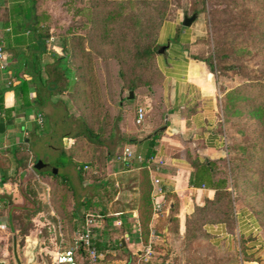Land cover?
Wrapping results in <instances>:
<instances>
[{"label": "trees", "instance_id": "1", "mask_svg": "<svg viewBox=\"0 0 264 264\" xmlns=\"http://www.w3.org/2000/svg\"><path fill=\"white\" fill-rule=\"evenodd\" d=\"M128 1L131 0H125L124 3L118 0H91V19L86 35L76 30L79 27L73 24L64 27L61 35H70V61L74 64L73 67L68 65L66 57L54 55L53 60L46 59L44 69L41 68L43 57L49 54L47 40L60 31L58 30L59 23L54 17V7L48 3L53 0H7L9 4L4 11L5 15L0 16V43L3 44V50L11 55L12 60L8 66L12 76L18 80L16 84L13 82L0 83V116L5 117L6 123L14 125L16 116H27L31 111L40 113L44 122V116H46L43 115L44 107L47 104L54 106L62 104V100L53 102L52 97L64 91H68L73 102L87 112V114L81 113L80 115V129L71 135L74 139L73 143L68 148L63 147L57 158L52 161L53 171H39L34 168L36 158L28 165L29 156L26 153L27 150L23 151L25 150L24 144L19 143L12 148L13 156L17 161L15 177L16 175L18 177L27 175L31 168L41 179H50L49 183H46L49 186L48 200L55 211L54 216H56L59 227V239L56 242L62 248H68L73 244V231L77 229L75 225L78 221L81 222L82 227L86 213H102L93 211L77 213L74 204V189L67 174L58 168L74 164L78 168L80 178H88L86 166L94 164L100 157L99 154H95L96 150H101L105 146L107 148L106 157L117 159L124 143H130L142 149L139 153L145 158L152 157L155 155L156 140L162 133L158 131L151 139L139 142L141 138L133 135L126 136L120 130L119 124L124 116V108L135 105L136 95L129 98V92L146 91L151 98H154L158 96L156 88L163 80L155 62V56L157 35L164 21L163 16L166 9L159 7L155 10L160 0H136L152 7L149 11L127 10ZM208 1L211 3L210 13L213 16L212 23L215 28L222 21V19L218 20L215 12H225L227 16L223 22L229 25L228 28L232 31V37L228 39V52L220 54L216 51L214 57L217 59L230 57L235 63L223 68L243 74L241 66L239 67L240 61L236 63L242 53L249 52L250 46L264 51V0H255L260 4L257 10L249 5H240L235 0ZM65 2L67 1L58 0L62 7ZM237 8L240 9L239 13L234 15L243 21L238 24L228 23ZM137 19L140 24L135 26ZM198 58L204 60L210 69H213L209 58ZM97 59L106 63L110 61L111 66L112 62L114 64L105 69L109 81L108 91L110 92L109 100H111L109 105L104 103L102 98V86L98 82L100 75L93 69L92 61ZM259 62L258 68L262 79L249 77L242 84L227 91L223 97L224 131L228 132L227 158L210 159L201 156L198 152L192 153L189 149L184 152L185 158L193 167L189 185L213 189L214 195L212 198H205L203 204H195L194 210L186 217L185 232L182 238L185 254L183 264H202L205 261L206 257L196 256L198 250H192L191 245L203 237L210 236L206 225L221 223L227 228V225L232 223L230 189L239 196L241 190L246 187L244 185L248 186L249 183H252L253 187L257 185L261 188L259 194L263 195L260 197L263 202L262 206H253L250 211L259 226L264 229V57ZM43 72L47 77H44ZM31 89L35 92L33 98L29 97ZM9 91L14 93L15 104L6 108L4 102ZM112 104L116 105L120 113L112 116L109 122L108 116L111 112L106 111H109V106L111 108ZM103 108L106 111L101 116ZM166 113L167 111L159 102L155 112L159 123L153 131L166 125ZM242 120H253L256 123L258 131L254 129L253 138L249 139L245 135L237 139L233 136L230 125L235 123L241 125ZM42 125L35 122L34 129ZM108 126H110V132ZM244 126L246 127V124ZM243 130L245 128L241 125L237 131L242 133ZM115 136H117V145L120 148L113 152L105 143L112 141ZM121 162L128 166L133 160ZM141 165L140 226L146 240L152 211L151 185L148 181L145 162H141ZM254 173L256 177H253ZM257 178H260L261 183L255 182ZM0 201L3 203L0 214L5 208V214L16 219V216L10 213L11 207L8 206L10 198L3 196L0 197ZM33 202L38 203L39 199L36 197ZM177 209L178 202L175 200L170 216V228L174 235L178 234L179 229L178 218L175 216ZM23 211L31 220L39 209L30 210L26 207ZM29 230L30 227L24 228L23 233L26 234ZM92 242L98 248L94 237H92ZM122 253L128 256V260L132 259L133 264L135 263V256L123 251ZM167 258L170 256H166L165 253L158 261L148 260L140 264H164ZM177 260L179 259L171 257V263H176ZM79 264H87V262L80 260Z\"/></svg>", "mask_w": 264, "mask_h": 264}, {"label": "crops", "instance_id": "2", "mask_svg": "<svg viewBox=\"0 0 264 264\" xmlns=\"http://www.w3.org/2000/svg\"><path fill=\"white\" fill-rule=\"evenodd\" d=\"M8 4L7 0H0V16H3L2 12L5 11ZM196 13V19L189 26L182 24L185 15L179 20L176 18L165 19L157 35L155 62L163 80L157 86L156 92L159 102L167 113L165 116L166 128L162 130L156 140L155 155L150 167H146L148 181L151 185L152 204L147 239L145 240L140 226L141 162L132 159L133 162L126 166L120 160L106 157L107 148L104 146L99 152L97 151L100 156L99 160L86 166L88 178L81 179L78 168L74 164L58 168L67 174L74 189L76 197L74 204L77 213L82 214L88 211L102 213L93 225V237L98 244V248H96L100 253V258L104 255L100 264H133L132 259L128 260V256L122 251L131 254V256L137 255L134 264L148 261L152 255L162 254L161 252L170 253L171 243L169 242L175 236L171 232L170 216L175 200L178 202V209L175 213L179 227L177 237L181 241L185 232L186 217L194 203L203 204L205 198H212L214 195L213 189L189 185L193 167L185 158L184 152L189 149L192 153L198 152L201 156L210 159H219L227 154V141L223 133L222 100L225 93L233 87L222 88L217 80V75L212 72L209 65L193 54L194 42L201 35L197 23L198 12ZM51 40L55 41L54 36H51ZM0 45L3 44L0 43ZM46 45L48 49V40ZM53 48L58 50L59 45L55 44ZM2 52L0 66L3 65L4 68L0 67V83L13 82L16 84L18 80L12 76L8 66L12 60L11 55L4 50ZM3 76L8 78L5 81L7 83L2 81ZM139 92H133V96L136 95L135 103H138ZM34 96L35 92L31 89L29 97L33 98ZM144 97L146 100L151 99L149 94H145ZM14 104V93L9 91L6 94L4 106L10 108ZM146 105L150 106V104ZM56 110L61 111L60 108L55 107L54 111ZM137 110L136 115L131 118L129 112L126 111L128 117L126 116L124 119L125 123H121L120 130L126 136L133 135L142 138L151 133L154 127L148 130V128L137 126L136 124L140 123ZM147 111L148 109L145 113L144 110V115L147 114ZM11 114H14L13 111ZM36 114L35 111H31L27 116H16L14 125L7 124L4 117L5 130L2 135L3 142L0 143V197L10 198L9 188L12 191L18 190L15 180H13L17 161L13 156L12 148L20 143L22 136H25L26 148L30 149L26 152L29 156L28 165L34 158L52 164L60 150L63 147L68 148L73 143L72 134L63 133L57 136L55 132L39 133L35 130ZM157 119L155 117V126L159 123ZM51 122L58 124L56 122L61 123V119L59 121L53 119ZM54 128L56 129V126ZM18 129L21 135H14L13 140L12 134ZM11 139L12 141H10ZM117 141V139L113 142L106 141L105 144L114 152L115 148H120ZM124 145H131L137 153L142 152V149L130 143H124L121 148ZM35 176L43 183L50 181L47 178L41 179L38 174ZM154 201L160 205L158 211L153 208ZM54 212L51 209V215H55ZM237 218L239 226L246 224L249 230L255 229L256 221L250 213H247V217L243 220H239V215ZM80 224L81 222L77 221L78 228L73 231L74 235L80 229ZM206 229L213 244L217 245L230 238L225 226L221 223L208 224ZM121 239H124V244ZM34 242L33 247L37 246V243ZM52 242V249H49L48 246L44 248L45 254L48 252L50 258L57 247V242ZM39 247H42L41 243ZM117 253H120L122 258H115ZM108 254L111 255L107 256ZM170 261L171 257L167 258L164 264H169ZM243 261L242 264H259L258 261L252 259ZM49 264L52 262L50 261Z\"/></svg>", "mask_w": 264, "mask_h": 264}, {"label": "rangeland", "instance_id": "3", "mask_svg": "<svg viewBox=\"0 0 264 264\" xmlns=\"http://www.w3.org/2000/svg\"><path fill=\"white\" fill-rule=\"evenodd\" d=\"M65 4H63V7L58 3V0H53V2H48L50 5H52L54 8V17L55 20L59 23V32L57 31L55 33L54 38L55 41L51 40V37H49L48 42V53L43 57V62L41 63V68L44 67V63L46 59L48 61H52L54 55L64 56L67 59L68 65L70 67H73L74 64L70 61V35H61V33L64 30V27L70 24H73L74 26H78L76 30H78L83 35H86V32L88 31L87 28L89 27L90 19H91V7H90V1L91 0H66ZM121 2H125V0H118ZM240 5H249L253 9H258L260 7V4L255 2V0H235ZM127 10H133L136 11L137 9L141 10H148L152 6L149 4L144 5L143 3H140L136 0L128 1ZM159 4V3H158ZM165 8L166 12L164 17L165 19L168 18H176L180 19L184 15H191L195 10L198 12V27L199 31L201 33L200 36L195 40L194 46H193V54H195L198 57H206L209 58L213 64L212 72H214L217 75V80L219 81V84L222 88L228 87H236L239 84H242L244 81L247 80L249 77H258L261 78V71L259 70L258 66L260 64L259 60H261L264 55L263 50H258L256 47L250 46V51L246 53H242L241 58L239 60H236L238 63L240 61L241 70L240 72H235L233 70L225 69L223 68L226 65H229L231 63H235L234 60H232L230 57H224L222 59H217L214 57L216 51L218 53L222 54L223 52H228V39L232 37V31L228 28L229 25H226L223 20L226 19L225 12H215V16L218 17V20L222 21L220 24L218 23L216 25V28L214 24L212 23L213 16L210 13L211 10V3L208 0H160V4L155 8ZM239 8L235 9V12L232 13L231 19L228 20V23H234L238 24L243 21V19L239 18L238 16L235 17V13H239ZM3 15H5L4 12H2ZM141 15H139L140 17ZM230 16V15H228ZM138 19L135 21L134 25H139ZM58 44L59 48L58 50H54V45ZM218 48V50H217ZM241 54V53H240ZM238 54V55H240ZM7 55V54H6ZM7 60V59H6ZM5 60V62H6ZM91 62V57H90ZM93 63V69L99 73V79L98 82L102 86L103 91V101L104 103H107L109 105V96L110 92L108 91V76L105 74V69H107V66L112 67L114 66L112 62H105L101 59H97L92 61ZM44 69V68H43ZM42 69V71H43ZM93 70V71H94ZM44 77L46 75L45 72H43ZM263 77V76H262ZM98 78V76H97ZM6 79V80H5ZM7 77L5 78L3 76L2 81H7ZM262 79V78H261ZM1 80V78H0ZM264 81V77H263ZM6 83V82H5ZM146 91L139 92L138 96V103H135L134 107H125L127 110H124V116L121 120L120 124L123 123L128 115L126 111L129 112L130 118L134 115H136V110L138 107H143V110L148 109L147 114L144 115L143 119L140 121V123H137V126L144 127L145 129L148 128L150 130L151 128L155 127V112L157 104L159 103V99L156 97L151 98L150 100H146L145 96ZM55 98V100H54ZM58 100H62V104H58L59 106H54L52 104H49L48 106L44 107L43 109V115L44 116V122L43 125L37 128L36 130L41 133H52L55 132V134L61 135L63 133H69L73 134L77 130L80 129V115L81 113H86L84 109L80 108L73 102L72 96L69 94L68 91H64L63 93L53 96L52 101L57 102ZM149 101V102H148ZM150 104V106L146 105ZM55 107L57 109H61V111H54ZM148 107V108H147ZM124 108V109H125ZM151 108V109H149ZM105 108L102 109L101 116L105 114ZM111 112L108 116V121L110 122V118L114 116L117 113H120V110L117 109L116 105H111V108L109 106V111ZM54 117V118H53ZM128 117V116H127ZM56 121L61 119L60 122H56L58 124H54V122H51L52 120ZM159 120V119H157ZM244 121V122H242ZM240 124L245 128V130L242 131V133H239L237 130L241 127L238 123L230 125L233 132V136L238 138L246 137L249 139L253 138L255 136L254 129L258 131L256 128V123L253 120H242ZM246 121V122H245ZM153 122V124H152ZM125 123V122H124ZM223 123V122H222ZM246 124V127L244 126ZM110 125V123H109ZM56 126V129L54 128ZM150 128V129H149ZM110 130V126H108V131ZM8 131V129H7ZM256 131V132H257ZM110 132V131H109ZM15 133V134H14ZM223 133L226 137V141H228L227 134L223 129ZM246 133V134H245ZM4 133H0V143H2V135ZM21 135V132L19 129L17 132H13L12 139L14 140V135ZM25 136H22L20 138V143L23 145L25 150H30L26 148V143L24 141ZM10 139V138H9ZM8 139V141H9ZM12 139L10 141H12ZM117 136L113 138L112 141H116ZM233 139V137H232ZM74 140V139H73ZM115 143V142H114ZM40 148V147H39ZM103 148V147H102ZM101 148V149H102ZM117 149V148H115ZM119 149V148H118ZM117 149V150H118ZM100 149L96 150V155L98 154ZM98 151V152H97ZM225 159L227 158V154L224 156ZM84 159V157H83ZM87 169V168H86ZM253 177H256V174L254 173ZM15 180L18 190L12 191L11 188H9V193H11L10 196V204L8 206L11 207V212L14 216H16V219L10 218V216H7L6 210L4 208L2 214H0V237H2V243L5 245L2 247V252L0 251V259H4L7 264H12L13 257L10 254L9 251V241H8V231L7 228L5 229L4 226L8 225V222L11 223L12 228L15 229V235L17 237V241L20 243V246L18 247L19 256L22 259L28 258L31 254L30 249L33 247V242L37 243L35 250L33 251L37 259L40 258L38 256H41L43 258L47 257L48 262L51 261L50 254H45V247L48 246V248H53V242L57 241L58 238V223L56 216L51 215V205L48 200V184L43 183L35 177V172L29 168V172L27 175L16 177L13 179ZM21 180V181H20ZM20 181V182H19ZM260 178H257L255 182H259ZM244 191L241 190V194L238 196L235 191L230 189L231 193V205H232V223L230 222L229 225H227L226 231L229 233L230 238L229 240H224L221 243L213 244L211 241V237H203L196 243H193L191 245L192 250H198L196 256L198 257H206L205 261L202 264H242L247 259H252L258 261L259 264H264V229L259 226V224L256 221V227L252 231L249 230L248 226L240 225L238 223V215L240 216L239 220L245 219L247 217V213L251 214L250 209L254 206H262V199L260 198L261 195L259 194L261 191V188L256 186H252V183L247 186L244 185ZM264 186V183H263ZM262 186V187H263ZM13 193V194H12ZM263 196V195H262ZM39 199V202H33V199L35 198ZM74 201H76V197L74 194ZM264 201V200H263ZM195 205V203H194ZM194 205L189 211V214L194 210ZM28 207L30 210L38 208L39 211L36 212L31 220L29 219V216L26 215V212L23 211L24 208ZM7 208V207H6ZM12 215V214H11ZM252 215V214H251ZM254 217V216H253ZM247 222V220H244ZM76 226V225H75ZM30 230L27 231V233H23L24 228H29ZM78 228V227H77ZM27 235V236H26ZM32 240H34L32 242ZM40 243L42 247L40 248ZM171 243V250L170 253L167 252H161L162 254H155L152 255L150 260L158 261L163 257V254L166 253V256L170 255V257H176L177 262L169 264H183V258H184V244L183 240L179 241V238L177 235L173 236L170 240ZM41 251V252H39ZM193 254V255H195ZM109 256L111 254H108ZM150 255V254H149ZM137 258V255H133ZM160 257V258H159ZM104 258V255L101 256V258H98L95 264L102 263V260ZM106 258V257H105ZM117 259L122 258V255L120 253L116 254ZM43 260V259H42ZM23 262V261H22ZM14 263V262H13ZM24 263V262H23Z\"/></svg>", "mask_w": 264, "mask_h": 264}, {"label": "built area", "instance_id": "4", "mask_svg": "<svg viewBox=\"0 0 264 264\" xmlns=\"http://www.w3.org/2000/svg\"><path fill=\"white\" fill-rule=\"evenodd\" d=\"M2 51L3 49L0 45V58L3 55ZM0 67L4 68L3 65ZM137 113L138 120L141 121L144 117L143 108H138ZM35 120L38 124H43V117L40 113L36 114ZM131 159L138 162H145L146 167L149 168L151 162L153 161V156L145 158L141 153H137L135 150H133L131 145H124L119 155H117V160L127 162ZM153 205L154 210L158 211L160 208L159 203L154 201ZM2 207L3 203L0 201V210ZM100 217V214L86 213L82 227L75 232L73 244L68 248H62L57 245L53 254L51 255L52 264H79L80 260H85L87 264H95L97 259L100 258V253L92 242L93 225L94 222ZM147 252L149 253L150 250L148 249Z\"/></svg>", "mask_w": 264, "mask_h": 264}, {"label": "water", "instance_id": "5", "mask_svg": "<svg viewBox=\"0 0 264 264\" xmlns=\"http://www.w3.org/2000/svg\"><path fill=\"white\" fill-rule=\"evenodd\" d=\"M196 17H197V13L196 12L192 13L191 15H185L183 17L182 24L184 26H189L196 19ZM128 97L129 98L133 97V91L129 92V96ZM165 128H166V126L164 125V126L160 127L159 129L154 130L151 133H148L147 135L142 137L139 140V142L151 139L152 136L156 135L158 131L165 130ZM4 130H5L4 117L0 116V133L3 132ZM33 166H34V168H36L39 171H45V170L53 171L54 170V166L52 164L46 163V162L42 161L41 159H37V161L33 164ZM121 242H122V244H124V239H121ZM35 247H32L30 249L31 254L29 255L30 258L27 260V264H31V262L34 260V257H35L34 255L35 254H33L34 253L33 251L35 250L34 249ZM12 257H13L14 264H24L21 261V258L19 256L18 245H17V237H16L15 234L13 235ZM0 264H6V261L4 259H0Z\"/></svg>", "mask_w": 264, "mask_h": 264}, {"label": "flooded vegetation", "instance_id": "6", "mask_svg": "<svg viewBox=\"0 0 264 264\" xmlns=\"http://www.w3.org/2000/svg\"><path fill=\"white\" fill-rule=\"evenodd\" d=\"M8 227L7 225L4 226V228L6 229L7 228V231H8V241H9V251H10V254L12 255V248H13V235L15 234V229L12 228V225L10 222H8ZM5 244L2 243V237H0V251L2 252V247L4 246ZM17 245L18 247L20 246V243L17 241ZM34 260L31 262V264H49V260L47 257L43 258L42 255L41 256H38L40 258L37 259V256L34 255ZM30 257H26L25 259H22V261L24 262V264H27V260L29 259ZM47 258V259H46ZM43 259V260H42ZM14 262V261H13ZM12 262V264H14ZM7 264V263H6Z\"/></svg>", "mask_w": 264, "mask_h": 264}]
</instances>
